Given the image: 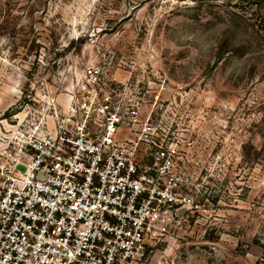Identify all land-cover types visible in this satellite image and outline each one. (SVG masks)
<instances>
[{
  "label": "rangeland",
  "instance_id": "rangeland-1",
  "mask_svg": "<svg viewBox=\"0 0 264 264\" xmlns=\"http://www.w3.org/2000/svg\"><path fill=\"white\" fill-rule=\"evenodd\" d=\"M91 65L178 144L184 220L158 256L264 264V0H0V181L16 129Z\"/></svg>",
  "mask_w": 264,
  "mask_h": 264
},
{
  "label": "built area",
  "instance_id": "built-area-1",
  "mask_svg": "<svg viewBox=\"0 0 264 264\" xmlns=\"http://www.w3.org/2000/svg\"><path fill=\"white\" fill-rule=\"evenodd\" d=\"M103 80L86 67L67 107L16 129L0 264H172L156 251L184 220L178 144Z\"/></svg>",
  "mask_w": 264,
  "mask_h": 264
}]
</instances>
